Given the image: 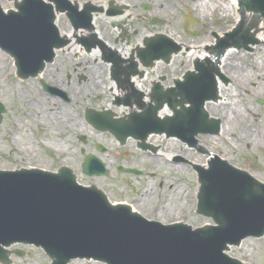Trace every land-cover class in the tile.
<instances>
[{"label":"water","instance_id":"1","mask_svg":"<svg viewBox=\"0 0 264 264\" xmlns=\"http://www.w3.org/2000/svg\"><path fill=\"white\" fill-rule=\"evenodd\" d=\"M15 1L14 7V1L0 0V48L5 51L0 49V102L6 109L0 123V170H16L0 171V260L8 262L5 247L25 243L42 248L51 258V264H67L77 258L105 264H250L234 259L231 252L241 249L248 238L260 240L262 236L263 240L264 184L258 177H251L255 168L250 161L235 167L196 139L223 134V118L209 117L206 106L226 102L220 90L234 83L223 70L221 74L226 56L221 62L218 55L215 61L208 53L197 56L199 59L211 57L208 58L211 61L207 66L195 63L198 73H187L176 88L168 90L164 96L169 108H163V97L154 94L151 97L157 100V105L146 107L138 101V106L144 109L139 113L133 100L140 96V101H149V95L142 97L145 81L121 69V59L116 57L110 59L117 68L112 75L114 65L98 56L103 51L100 45L84 53L86 49L78 45L73 35L87 34L89 29L75 31L59 13L55 20L57 30L51 2L55 3V9L63 10V5H69L66 0ZM15 8L16 11H3ZM240 8L242 14L245 12L241 22L244 31L264 21V0H241ZM254 28L257 41L254 48L251 44L246 51L255 56L260 45H264L263 22ZM250 36L242 33L234 43L242 42V46L254 43ZM65 38L70 43L59 49L68 43ZM108 48L121 53L123 63L127 62L123 53L127 48L118 50L111 45ZM55 49L59 50L54 53ZM241 51L245 50L229 52L240 54ZM6 52L15 59L21 78L16 76L14 60ZM176 62H179L177 68L191 66L183 58ZM134 65L130 66L132 70ZM40 71L41 75L33 78ZM162 72L171 77L177 70L174 74L162 70L150 72L149 78L154 76L156 82L163 81L155 77L163 75ZM216 75H223L224 79ZM41 81L52 86L45 85L47 90L55 89L58 94L44 92ZM128 93L132 105H128V100L124 101L127 106L113 104L118 98L124 100ZM2 104L0 118L4 111ZM88 108L106 111L89 109L86 112ZM159 110L160 116H157ZM85 112L87 121L96 129L85 120ZM110 132L121 143L128 137L144 141L150 133H165L175 138L149 136L146 146L154 149L160 146L149 159L159 165L153 167L156 178L134 182V178L119 173L117 167L127 168L125 164L132 155L147 152L138 148L131 138L120 145ZM81 136L85 143L79 139ZM179 139L194 147L198 143L209 155L215 156L210 160L206 153L188 147ZM98 144L104 147L101 153L96 150ZM88 153L98 159L88 155L83 162ZM177 157L184 161L173 166V159ZM209 160L207 169L195 167L200 183L197 210L210 217L214 225L192 229L190 226L199 227L212 221L193 213L187 220L156 218L134 206L147 218L162 223L182 221L190 226L148 220L127 206L110 204L98 190L110 201L118 200L116 191L125 187V179H129L131 186L136 189L144 186L148 192L146 198L156 201L190 191L194 198L197 181L188 166L190 163L207 165ZM101 161L109 175L88 176L108 173ZM116 177L121 180L114 181ZM76 180L84 186L96 187H84ZM13 255L9 264H15ZM31 255L26 252L16 256L25 260ZM86 261L91 264L92 260Z\"/></svg>","mask_w":264,"mask_h":264},{"label":"flooded vegetation","instance_id":"2","mask_svg":"<svg viewBox=\"0 0 264 264\" xmlns=\"http://www.w3.org/2000/svg\"><path fill=\"white\" fill-rule=\"evenodd\" d=\"M66 1L69 3V8L63 5L64 8L59 14L63 15L67 24L72 28L78 26L76 31L89 29L87 34L78 36L84 38L78 39H83L84 43L89 45L96 43L106 46H109V43L123 45L127 48V51L123 53L128 61L131 60L125 64L129 65L132 61L136 63L137 74L134 76L145 81L146 88L142 86L145 89L150 90L158 84L161 91L166 90L175 86L177 80L182 79L186 72L192 70L195 61L207 64L208 58L216 55L223 57L230 50L241 49H237V45L233 42L242 32L241 0ZM82 26L84 28H81ZM248 34H252L254 39L255 28L248 30ZM247 47L250 48V44ZM99 52V58L103 59V56L110 55L122 57L121 53H113L115 52L113 50L104 49ZM206 53L211 57L201 59L197 57ZM180 58L189 61L191 66L177 68L179 62L176 61ZM161 70L169 74H174L177 70V73L171 77L164 72H162L163 75L156 74L155 77L163 79L158 82L154 76L149 78L150 72L161 73ZM159 149L160 146L153 150L147 149V153L132 155L129 162L125 164L127 168L132 169L131 172L119 173L131 179L134 178V182H140L142 179L153 180V177L155 179L153 167L159 165L157 161L149 159ZM174 159L173 166L184 161ZM185 164L188 165V163ZM188 167L190 168L188 171L193 172L191 163ZM117 171H119L118 167ZM120 180L117 178L114 181ZM128 180L125 179V187L116 191L120 200L115 202L125 203L134 209L138 206L142 213L156 218L163 216L167 219L187 220L191 219L192 213L198 216L191 191L183 196L176 194L171 199L156 201L151 197L146 198L148 192L144 186L136 189L129 184ZM170 193L169 190L168 195ZM128 198L130 200H127ZM24 254H26L25 251L22 255Z\"/></svg>","mask_w":264,"mask_h":264},{"label":"rangeland","instance_id":"3","mask_svg":"<svg viewBox=\"0 0 264 264\" xmlns=\"http://www.w3.org/2000/svg\"><path fill=\"white\" fill-rule=\"evenodd\" d=\"M262 48V59L255 58L253 54H248L247 51H241L240 54L233 57L239 63V66L244 71L250 73L253 68V62H258L257 64L264 62V45H260ZM239 53V52H238ZM258 53V52H257ZM223 68H221L222 70ZM224 73L230 74L228 76L231 78L232 74L229 70H223ZM258 73L257 78H253L251 81V76L254 77V72H251L250 78L246 81L242 78L238 83H236L237 78H233V85L230 88L223 87L221 95L228 98V94H232L233 100H237L239 110L245 115L250 114L253 119L250 120L251 127L255 126L257 129V134L253 132H242L239 125L237 124V119H227L224 120V109L227 102L221 103L219 107V112L217 114H210L212 118H223L225 135L222 136H210V137H196L198 143L201 146H205L206 149H211L214 154H219L221 159H228L235 167H241L243 163L251 162L254 166L251 177H258L260 182L264 184V104L257 101H264V66L256 70ZM246 78V75H245ZM260 79V80H259ZM257 80L261 83H257ZM255 81L257 84H255ZM244 86L242 88L241 85ZM252 83V84H251ZM241 87V88H240ZM215 104V103H214ZM251 110L254 115L251 114ZM257 118V119H255ZM226 121V123H225ZM229 124V127H228ZM253 129V128H252ZM248 139V140H246ZM18 249H25L29 254H32L27 259L23 257H18L13 255V260L15 264H49L50 259L38 248L26 245V246H12ZM232 256L236 259H243V261H249L250 264H264V237L260 240H253L248 238V241H244L241 244V249L231 252ZM71 264H88L86 260L72 261ZM91 264H96L95 261H91ZM97 264H100L99 262Z\"/></svg>","mask_w":264,"mask_h":264},{"label":"bare ground","instance_id":"4","mask_svg":"<svg viewBox=\"0 0 264 264\" xmlns=\"http://www.w3.org/2000/svg\"><path fill=\"white\" fill-rule=\"evenodd\" d=\"M109 45H111L112 48H115V49H118V50H124V47L122 45H118L117 46V45H112L111 43H109ZM257 52L258 53H256V55L254 57L258 58V59L259 58L262 59L263 58L262 57V55H263L262 48H259ZM236 53L239 54L238 52H228L227 53V55L225 57V60H224V63L222 65V68H223L222 70L225 69V70L231 71V74H232L231 78L234 77V75H236L234 77V78H237L236 83H238L242 78H244V80L247 81L250 78V76L252 75L251 72L255 73L254 77H253V75L251 76V81L253 80V78H257L258 77V73L256 72V70L261 69L264 66V62H261V63L257 64L258 62H256V61L253 62L252 61L251 63H253V68L254 69H251L250 70L251 72L248 73V71H244V70H246V68L242 70V68L239 66L238 61L233 58V57H235ZM227 75L230 76V74H228V73H227ZM245 75H246V78H245ZM259 80H257V83L260 84L261 81H259ZM257 83L255 81V84H257ZM239 85H241V84L239 83ZM243 87L244 86H242V88ZM222 89L220 90V93H222L221 92ZM231 95L232 94H230V93L228 94V98H226L227 104L225 105V107H223L224 109L227 108V110L223 111L224 112V117H225L224 120L237 119V121H238L237 124L239 125L240 129L242 130V132L250 133V132H253V130H254L256 132V134H257L256 127L255 126L251 127V124H250L251 122H250L249 119H253V118L251 117L250 114L245 115L244 113H242L239 110V106H238L237 100H233L232 99L233 95H232V97H231ZM221 103H223V102H221ZM219 107H220V105L216 106V104H214V103L206 106V108L208 109L210 114H217L219 112V110H220ZM250 113L254 114V112L252 110H251ZM254 115H258V114L255 113ZM255 119H257V118H255ZM225 123H226V121H225ZM224 126H225V124L223 123V134L222 135H225ZM228 127H229V124H228ZM246 140H248V139H246Z\"/></svg>","mask_w":264,"mask_h":264}]
</instances>
